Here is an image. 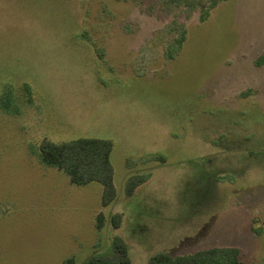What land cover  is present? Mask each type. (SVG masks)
I'll use <instances>...</instances> for the list:
<instances>
[{"label":"rangeland","instance_id":"374dc122","mask_svg":"<svg viewBox=\"0 0 264 264\" xmlns=\"http://www.w3.org/2000/svg\"><path fill=\"white\" fill-rule=\"evenodd\" d=\"M13 1L0 2V95L13 96L0 264L116 258V238L130 264L214 246L264 264V0ZM79 138L113 143L107 206L100 183L40 160L44 140Z\"/></svg>","mask_w":264,"mask_h":264},{"label":"trees","instance_id":"16d2710c","mask_svg":"<svg viewBox=\"0 0 264 264\" xmlns=\"http://www.w3.org/2000/svg\"><path fill=\"white\" fill-rule=\"evenodd\" d=\"M3 0H0V2ZM14 2L13 0H7ZM187 1V0H185ZM217 0H211V7ZM206 17L208 10L199 3ZM192 7L194 5H191ZM183 34V33H182ZM181 37L177 42H182ZM13 96L12 93L0 95V105H6ZM113 143L103 138H79L67 142L55 143L44 140L40 145V160L47 166H52L67 174L72 184L85 185L98 182L103 186L102 204L107 206L116 198L114 185V168L111 160ZM144 175H133L127 179L126 192L132 193L144 181ZM111 221L115 227L121 223V216L115 214ZM105 216L100 212L96 217V225L102 228ZM115 248L118 251L116 258L93 256L83 264H130L126 255V244L120 239H115ZM63 264H76L74 257L66 259ZM151 264H257L242 258L241 249L237 246H214L182 254L160 252L151 258Z\"/></svg>","mask_w":264,"mask_h":264}]
</instances>
